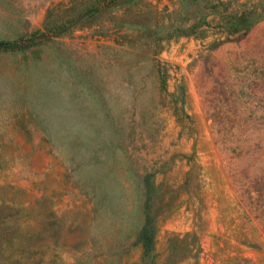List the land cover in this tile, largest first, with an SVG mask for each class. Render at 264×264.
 <instances>
[{
  "label": "rangeland",
  "instance_id": "rangeland-1",
  "mask_svg": "<svg viewBox=\"0 0 264 264\" xmlns=\"http://www.w3.org/2000/svg\"><path fill=\"white\" fill-rule=\"evenodd\" d=\"M97 2L0 0V264H264V0Z\"/></svg>",
  "mask_w": 264,
  "mask_h": 264
},
{
  "label": "trees",
  "instance_id": "trees-1",
  "mask_svg": "<svg viewBox=\"0 0 264 264\" xmlns=\"http://www.w3.org/2000/svg\"><path fill=\"white\" fill-rule=\"evenodd\" d=\"M100 1V0H98ZM116 1V0H103V3H95L91 6L85 7L80 13L77 15L76 18H80L83 16L85 13H94L99 11L100 8H104L108 6L111 2ZM264 8V7H262ZM236 15L231 14V18L229 14L222 15L225 20L223 23H216L217 25L219 24L223 31L226 34V38L233 34H237L240 32L245 31L254 21L259 19L260 17L264 16V12L261 10H258L256 7L254 8H249L248 10H243L242 12L239 11L237 13H234ZM227 18H229L227 20ZM204 20V19H203ZM53 26V25H52ZM51 27V26H50ZM54 27H57V33L61 32L64 30L65 25H55ZM51 27V28H54ZM35 37L29 36L24 40H19V39H13V40H0V47L3 46L5 48H14V47H20L23 45H28L30 43H25L26 40H32ZM149 192V191H148ZM151 201L149 200V195L148 199L146 202V215H145V220L143 225L141 226L140 230L138 231V238L141 242V247L144 251V254H147L153 247H154V236H155V229H156V223L153 220V215L151 214Z\"/></svg>",
  "mask_w": 264,
  "mask_h": 264
}]
</instances>
